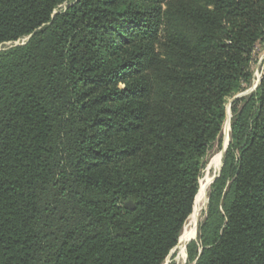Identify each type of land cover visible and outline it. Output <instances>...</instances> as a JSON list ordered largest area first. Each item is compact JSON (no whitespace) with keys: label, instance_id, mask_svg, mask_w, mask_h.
Segmentation results:
<instances>
[{"label":"trees","instance_id":"trees-1","mask_svg":"<svg viewBox=\"0 0 264 264\" xmlns=\"http://www.w3.org/2000/svg\"><path fill=\"white\" fill-rule=\"evenodd\" d=\"M263 52L264 0H0V264H165L231 99L187 264H264Z\"/></svg>","mask_w":264,"mask_h":264},{"label":"rangeland","instance_id":"rangeland-1","mask_svg":"<svg viewBox=\"0 0 264 264\" xmlns=\"http://www.w3.org/2000/svg\"><path fill=\"white\" fill-rule=\"evenodd\" d=\"M263 74L264 52L259 57V60L255 66L254 81L252 83V86L247 91L237 94L234 99H236V97L246 96L249 93L253 92L257 88ZM232 101L233 99L229 100L226 105L227 113L223 131L221 134V142L219 144L217 142L213 146L210 155L207 158L206 166L199 181V190L201 186L205 187V190L202 194H200V191H198L197 200L194 204L193 212L184 226L177 247L174 249L165 264H187L186 247L189 242L195 241L198 236L199 225L204 220L206 214L209 187L212 184L213 180L216 178L220 165H222L221 152L226 143H228L229 125L231 119L230 104ZM218 156H220L219 163L214 166L215 160Z\"/></svg>","mask_w":264,"mask_h":264},{"label":"water","instance_id":"water-1","mask_svg":"<svg viewBox=\"0 0 264 264\" xmlns=\"http://www.w3.org/2000/svg\"><path fill=\"white\" fill-rule=\"evenodd\" d=\"M260 82V81H259ZM237 98H239V97H236V99ZM226 146H227V143H226V145L224 146V148L222 149V152H221V157H222V155H223V153H224V151H225V149H226ZM220 168H221V165H220ZM220 168H219V170H220ZM214 181V180H213ZM125 208H132V204H131V202H127L126 204H125Z\"/></svg>","mask_w":264,"mask_h":264},{"label":"bare ground","instance_id":"bare-ground-1","mask_svg":"<svg viewBox=\"0 0 264 264\" xmlns=\"http://www.w3.org/2000/svg\"><path fill=\"white\" fill-rule=\"evenodd\" d=\"M219 158H220V156H218L217 158H216V160H215V163H214V166H216L218 163H219ZM204 190H205V187H203V186H201V188H200V194H202L203 192H204ZM197 200V199H196Z\"/></svg>","mask_w":264,"mask_h":264}]
</instances>
